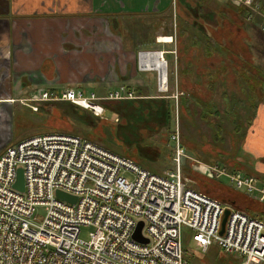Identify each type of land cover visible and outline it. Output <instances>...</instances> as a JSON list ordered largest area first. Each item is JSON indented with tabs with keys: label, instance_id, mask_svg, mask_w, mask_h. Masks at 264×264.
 Instances as JSON below:
<instances>
[{
	"label": "built area",
	"instance_id": "built-area-1",
	"mask_svg": "<svg viewBox=\"0 0 264 264\" xmlns=\"http://www.w3.org/2000/svg\"><path fill=\"white\" fill-rule=\"evenodd\" d=\"M226 1L257 15L264 32V13L256 0ZM123 91L108 99L133 98ZM29 101H63L96 118L105 114L94 93L74 89L59 94L35 91ZM177 114L176 107V121ZM171 141L176 170L166 177L77 135H35L5 148L0 153V264H186L182 226L191 230L192 242L202 253L215 244L242 256L243 264H264L263 222L190 187L181 171L187 156L177 129ZM18 169L23 192L13 188ZM197 169L209 179L225 177L236 190L264 200V189L251 176L204 164ZM57 192L75 201L59 200ZM37 207L45 209L39 223L34 217ZM226 209L229 215L220 236ZM139 222L147 244L132 239ZM81 228L91 229L86 241L79 237Z\"/></svg>",
	"mask_w": 264,
	"mask_h": 264
},
{
	"label": "rangeland",
	"instance_id": "rangeland-1",
	"mask_svg": "<svg viewBox=\"0 0 264 264\" xmlns=\"http://www.w3.org/2000/svg\"><path fill=\"white\" fill-rule=\"evenodd\" d=\"M213 2L217 1L213 0ZM207 6L217 9L210 3H208ZM180 16L181 11L178 12L177 10L171 17L170 25H172L171 29L173 34L170 35L172 38V44L169 45L157 44L160 42L158 40L159 38L169 36L163 35V32H161V30L164 31L166 27L164 22H162V20L160 24L157 22L160 21V19L164 20L168 18H122L119 19V26L121 29L118 34L113 33L115 35L110 34L112 32L110 31V27L105 19L95 20L93 23L96 24L102 32L106 33H102V35L103 39L106 41V49H108L106 53L103 52L105 56L103 61L107 62L108 65L107 72L112 76L117 75L119 72H128L132 74L131 78H135L133 81L128 80L126 82L115 80L113 81L114 86L111 88L97 87L88 89L89 92L93 91L96 96H106L107 93V97H110L109 94L120 92V88H123L124 91H127V89L134 91L137 96L142 94H153L156 98H161V95H166V97L170 96L172 98L173 94L178 92L176 93L178 96H176V98H172L174 99L172 102L168 101L170 102V104H168V110L171 112L173 105L174 108L177 107L178 109V100L179 97L182 96V93H180V86L178 88L177 80L176 55L178 52L176 46L179 37L178 33L176 35L175 20L176 17L180 19ZM155 23H157V27L158 25H161L160 29L155 28L156 31L153 30L155 27L153 24ZM116 35H119L123 39H120ZM93 36L94 34L92 32L89 37L95 40ZM158 51L164 52L163 59L166 61L167 65L165 71L167 74L166 82L167 90H169L168 93H165L166 91L159 90L157 73L155 71H142V67L140 66V54L142 52ZM135 70H138L137 76L135 75ZM73 88L78 87L73 86ZM79 88L84 89L83 87ZM102 88H105L106 90L103 91ZM33 93L34 89L29 92V95H27L28 97L16 99L12 98L8 99L9 103H0V151L12 144L35 135L48 133L72 134L98 143L99 145L106 147L107 150L113 154L132 159L148 172L163 177L168 176L171 172L176 170V163L174 161L176 151L175 144L169 137L176 129L179 134L181 147L187 156L186 159L182 160V175L183 168L188 167L195 171L198 175L206 177L197 169L199 168L200 163L208 164L210 162L217 161L218 158L216 156H212L215 153L222 154L224 156L228 155L231 146L237 151L236 143L233 144L232 139L228 135L225 136L226 142L223 145L221 144L219 149H216L215 145H207V134L209 133V130L203 119L199 116V111L196 112L193 117H187V123H185L184 120H181L180 122L178 114L177 121L176 117L174 120L172 114L170 115L169 120L165 117L166 125L163 130L153 125L152 122L145 124L144 130H142V125L136 123L133 126L127 118L128 112L135 109L136 104L139 103L138 100L140 99L137 96L135 99L128 102L127 107H124V104H119L117 108H113L109 104H104L108 107L104 116L94 118L89 111H80L75 107L69 108L62 105L61 102H31L29 101V97ZM186 93H188L187 90ZM146 103L149 105L147 112L150 120L151 117L157 114V110L160 109V107L154 106V104L159 106L163 105L164 100H147ZM121 112H123V114ZM242 113L243 111H241V114ZM247 123L248 114H246L243 118V124L246 125ZM184 126L187 127V129ZM228 129H230L228 122H225L224 130L227 131ZM236 160L245 164L247 171H242V173H246L248 176L256 179L257 175L255 173L259 174V172L255 170L257 162L252 159L251 156L243 152L241 156L236 157ZM126 177L131 179L130 174H126ZM185 179L188 181V185L194 188L191 180L187 178ZM217 181L219 184L227 188H232V190L242 193L252 200L254 199L252 196L245 194L243 191L236 190L226 178H221ZM257 183L260 188L264 189V186L259 184L258 180ZM254 200L258 201L257 199ZM259 203L264 205V203ZM44 216L45 209L43 207H37L34 213V217L37 222L39 223ZM261 221L264 223V220ZM90 231L91 229L89 228H81L79 236L80 239L84 241L88 240V234ZM191 236V230L182 226L181 245L184 251V261L187 264L244 263L243 257L238 256L236 253H226L215 244L210 246L205 253H202L195 247Z\"/></svg>",
	"mask_w": 264,
	"mask_h": 264
},
{
	"label": "crops",
	"instance_id": "crops-1",
	"mask_svg": "<svg viewBox=\"0 0 264 264\" xmlns=\"http://www.w3.org/2000/svg\"><path fill=\"white\" fill-rule=\"evenodd\" d=\"M216 1L218 3L213 0H0V103H9L8 99L12 98L28 97L33 89L34 93L35 90H41L59 94L74 89L87 94L93 93L88 89L111 88L115 80L133 81L135 77L131 78V73L119 72L112 76L107 72L108 65L103 61V52L106 53L108 49L102 35L106 33L93 23L95 20L105 19L112 32L110 34H118L121 29L119 19L122 18H168H157L160 19L157 23L160 24L161 20L164 22L166 27L161 32L171 38L173 31L170 19L178 10L181 11L180 18L189 21L194 27L187 32L208 33L218 19L216 9L207 4L218 9L220 0ZM256 2L264 11V0ZM157 23L153 24L154 31L155 28H161V25L157 27ZM251 30L255 36L257 30ZM92 32L95 40L89 37ZM117 37L122 38L119 35ZM157 44L169 45L172 41ZM137 72L135 70L136 76ZM166 76L165 71L162 80ZM127 92L133 94L131 99L137 96L134 91L127 89ZM176 93L172 98L178 96ZM97 97L103 106L112 104L111 101L129 100H109L107 93L106 96ZM137 97L141 100L156 98L153 94ZM161 98L171 102L174 100L164 95ZM244 152L257 162L255 170L264 175V105L259 106L248 130Z\"/></svg>",
	"mask_w": 264,
	"mask_h": 264
},
{
	"label": "trees",
	"instance_id": "trees-1",
	"mask_svg": "<svg viewBox=\"0 0 264 264\" xmlns=\"http://www.w3.org/2000/svg\"><path fill=\"white\" fill-rule=\"evenodd\" d=\"M257 6L264 13L258 4ZM216 14L218 19L216 25L208 33L187 32L186 30L194 27L189 21L176 17V35L178 33L179 37L178 41L175 39L178 46H176L178 52L176 68L178 88L180 86L182 93L178 100V119L187 123V117H193L199 111V116L209 130L207 145H215L216 149L226 142L225 136L228 135L233 144L236 143L237 151L231 146L228 155L215 153L212 156H216L218 160L205 165L218 166L228 174L242 173L247 171L245 164L236 160V157L244 152L243 145L248 129L259 106L264 104V32L261 19L245 7H237L226 0H220ZM251 29L257 30L255 36ZM131 100L133 99L111 101L112 104L109 105L117 108L119 104H124L123 106L127 107ZM148 100H164V103L160 106L154 104L160 109L149 120L147 100H138L136 108L127 114L128 121L133 126L139 123L144 130L145 124L152 122L163 130L166 125L165 117L169 120L170 115L173 114L175 120L174 105L172 110L170 109L171 112L168 110L169 99ZM62 105L75 107L70 103H62ZM103 108L106 112L108 107L104 105ZM246 114H248V123L244 125L243 118ZM225 122H228L230 127L227 131L224 130ZM174 134L175 132L170 134V139ZM255 174L259 184L264 186V175ZM183 176L191 180L193 189L233 209L245 211L253 217L264 220V205L219 184L217 181L219 179L200 176L188 167L183 168Z\"/></svg>",
	"mask_w": 264,
	"mask_h": 264
},
{
	"label": "bare ground",
	"instance_id": "bare-ground-1",
	"mask_svg": "<svg viewBox=\"0 0 264 264\" xmlns=\"http://www.w3.org/2000/svg\"><path fill=\"white\" fill-rule=\"evenodd\" d=\"M158 40L161 43H170L171 42V38H167V37H161ZM161 54H162V52H160V53L159 52H144V53H142L140 55V64H141V67L142 68H145V70H147V71H155L157 73V81H158V88H159V90L166 91L165 93H168L169 90H167V82H166V79L162 80V77L165 78V68H166V65L164 63L165 61L163 60V55H161ZM16 175H17V171H16ZM22 177H23V174H22ZM257 200L259 202H261V203H264V200H261V199H257ZM240 211H242V210H240ZM243 212H245V211H243ZM245 213L247 215H249L250 217L255 218V217L251 216V214H249L247 212H245ZM255 219H257V218H255ZM220 230H221V227H220ZM220 230H219V232H220ZM219 232H218V234H219ZM223 233H224V230H223ZM223 233L221 235L220 234L219 235L222 236ZM226 253H228V252H226ZM240 257H242V256H240ZM182 258H183V260H185L184 259V251H183V249H182Z\"/></svg>",
	"mask_w": 264,
	"mask_h": 264
},
{
	"label": "water",
	"instance_id": "water-1",
	"mask_svg": "<svg viewBox=\"0 0 264 264\" xmlns=\"http://www.w3.org/2000/svg\"><path fill=\"white\" fill-rule=\"evenodd\" d=\"M13 188L15 190H17L18 192H23V190H24L22 171L20 169L17 170L16 181L13 185ZM56 197L59 200H62V201L68 202V203H73L75 201V197H71V196L64 194V193H61V192H57ZM228 215H229V210L226 209L224 211V216H223V219L221 221V230L219 232L220 235L223 233L225 222H226ZM142 227H143L142 222H139L134 233H133V235H132V239L136 242H139L142 244H147L148 240L144 239L141 235Z\"/></svg>",
	"mask_w": 264,
	"mask_h": 264
},
{
	"label": "flooded vegetation",
	"instance_id": "flooded-vegetation-1",
	"mask_svg": "<svg viewBox=\"0 0 264 264\" xmlns=\"http://www.w3.org/2000/svg\"><path fill=\"white\" fill-rule=\"evenodd\" d=\"M246 139V138H245ZM245 143V142H244ZM243 151H244V145H243Z\"/></svg>",
	"mask_w": 264,
	"mask_h": 264
}]
</instances>
